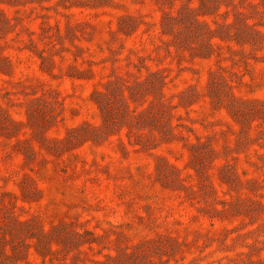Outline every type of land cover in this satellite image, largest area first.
Masks as SVG:
<instances>
[{
    "label": "rangeland",
    "instance_id": "1",
    "mask_svg": "<svg viewBox=\"0 0 264 264\" xmlns=\"http://www.w3.org/2000/svg\"><path fill=\"white\" fill-rule=\"evenodd\" d=\"M0 264H264V0H0Z\"/></svg>",
    "mask_w": 264,
    "mask_h": 264
}]
</instances>
